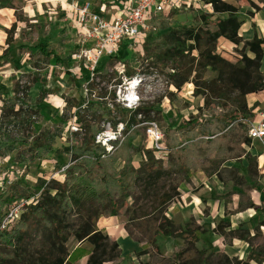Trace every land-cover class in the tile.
<instances>
[{"label": "trees", "instance_id": "obj_1", "mask_svg": "<svg viewBox=\"0 0 264 264\" xmlns=\"http://www.w3.org/2000/svg\"><path fill=\"white\" fill-rule=\"evenodd\" d=\"M202 1L211 7V12L195 15L191 24L174 27L170 21L152 20V26L161 27L163 33L154 38L148 58L163 66L174 88L180 90L185 84H193L194 94L203 99L202 113L198 117L177 126L158 119L169 151L167 161L157 159L151 149H146L145 128L138 127L142 122L138 120L140 115L150 120L153 112H160L153 104L136 111L123 108L115 102L114 91L98 90L94 80L88 84V97H82L79 104L66 100L59 124L30 134L27 131L38 107L36 102L32 103L29 92L35 84L45 85L46 82L34 77L28 83H17L12 94L5 93L0 86V155L10 157L18 147H24L14 159L16 164L25 166L43 161L49 155L68 158L58 166L64 173L63 182L39 179L36 185H29L25 190H15L6 197L0 195V215L15 202L34 199L24 205L19 220L11 228L0 231V264H74L84 257H88L87 264L117 262L121 258L119 244L98 227V222L102 218L118 217L124 208L125 214L130 215L138 207L136 203L128 205L130 198L137 202L151 200L152 207L156 206L161 215L149 242H155L158 236L180 239L187 243V250H191L200 241L203 231L199 226L191 227L188 223L184 229L177 228L165 215L166 208L180 197V186L190 182L195 173L217 174L226 162L243 158L249 167L257 165V158L247 150L252 140L244 121L253 122L256 118L247 97L264 91V38L258 36L254 24L255 36L251 41L239 35L252 13L243 14L224 0ZM260 2L264 4V0ZM222 38L236 46L242 45L238 51L240 60L231 62L218 53V42ZM127 45L125 43L117 57L107 61L123 60V55L129 52ZM34 49L32 68L42 70L50 60L63 66L60 56L47 45L38 44ZM248 53L254 57H249ZM103 60L97 72L102 70L99 76L106 80L110 75L102 69L105 68ZM207 73L212 76L206 78ZM135 75V70L126 69L128 78ZM122 82L119 77L117 84ZM109 97L115 102L111 103L112 108L108 106ZM74 116L80 130L66 131V123ZM107 123L113 131L123 125V141L112 142V153H107L105 147L96 142ZM11 126L19 131H12ZM63 135L68 144L56 148V140ZM136 155L142 159L138 168L133 164ZM252 208L264 215V203ZM172 212L178 210L174 208ZM147 216L148 213L142 211L141 217ZM224 222L217 226L220 234H224L221 226ZM71 238L79 243L89 242L92 250L77 247L70 253L67 243ZM239 239L248 242L245 236ZM143 254L146 249L139 256ZM201 257L200 254L183 264H201ZM236 262L223 255L217 264Z\"/></svg>", "mask_w": 264, "mask_h": 264}, {"label": "rangeland", "instance_id": "obj_2", "mask_svg": "<svg viewBox=\"0 0 264 264\" xmlns=\"http://www.w3.org/2000/svg\"><path fill=\"white\" fill-rule=\"evenodd\" d=\"M121 1L0 0V86L5 93L12 94L17 83H28L34 77L46 82L45 85L35 84L29 92L32 103H37L38 112L33 115V119H31L33 123L27 133L37 134L53 124H59L66 100L79 104L82 97L86 96L85 86L89 77L77 76V64L72 59V55L76 51L74 43L76 33L73 28L76 20L74 7L90 2L94 9H98L102 3H105L110 10L122 5ZM224 1L238 7L243 14L252 13V17L249 18L254 17V12L244 13L242 0ZM209 9H211L209 5H205L202 0H199L193 2L191 7L183 6L168 16L163 15L154 19L159 23L170 21L174 27L184 26L191 24L195 15L210 12ZM250 10L258 11L259 7L251 4ZM254 25L256 26V24ZM162 33L161 27H153L151 21L149 30L144 31L145 35L140 39V45L125 53L123 60L107 61L106 58L103 60L105 68L102 69H105L110 76L106 80L103 79L99 76L102 73L100 70L95 81L98 83V90L105 88L108 92L114 91L118 100L120 93L124 95L127 92L124 82L127 77L126 69L135 70L136 75L139 74L144 78L143 84L138 89L141 95L140 107L146 104L155 105L160 109V112L151 114L154 121L159 124L158 119H162L166 123H175L177 126L202 113L203 99L194 94L193 84H185L180 90L174 88L170 84L163 66L152 63L148 58L154 38ZM10 41L12 42L9 43ZM38 44L47 45L49 50L60 56L63 66H57L53 60H50L49 65L42 70L32 68L31 54L35 52L34 47ZM241 49L242 45L231 49L232 62L240 60L238 51ZM84 72L81 73L84 74ZM115 74L117 76H114ZM211 76L210 73H207L206 78ZM119 77L123 80L121 85L117 84ZM108 102L113 104V98L109 97ZM115 102L125 108L121 103ZM1 108L2 102L0 101V114ZM143 119L138 117L139 121ZM70 123L71 121L66 123V131L67 129L72 131L69 128ZM10 129L14 132L19 131L13 126ZM136 143H139V140ZM67 144L66 136L63 135L56 140L55 147L61 148ZM144 146L146 149L149 147L147 137ZM23 149L24 147H18L10 157L3 158L0 155V173L4 175V179H7L8 176L12 178L11 183H8L4 189H0L1 196L6 197L14 193L15 190H25L29 185H36L39 179L64 181V173L58 166L66 163L67 157L49 155L43 161L27 166L16 164V156ZM247 150L257 157V165L252 164L249 167L246 159L226 162L217 173L218 175L215 174L211 179L208 180L207 174L198 172L195 173V178L193 177L194 182L187 189L180 187L187 199V204L195 205L196 198L201 200L197 206L195 205L198 218L195 220L188 218L187 220L191 227L198 226L199 224L197 225L196 222L201 221V227L200 225L199 227L203 231L198 246L195 244L191 250H187V243L183 242H179L181 247L171 240L160 246L156 240L152 243L149 242L155 235L161 215L157 212L156 206L152 207L151 200L139 202L135 198L128 200L129 206L136 203L138 207L134 208L130 215L125 214L126 208H124L118 217L125 220L126 228L129 231L134 228L144 231V236L140 239L141 242H147L149 248L146 250L147 253L149 252V256L145 258L146 263L144 264H183L197 258L200 254L202 255L201 261L203 260L201 264H217L223 255L228 256L231 260H237L236 264L242 262L264 263V215L252 208V205L261 206L264 203V157L261 158V162L259 160L264 154V140H252V144ZM141 160L140 155L134 157L135 167L140 166ZM5 182L8 181L5 180ZM140 206L143 207L142 210H140ZM176 207L179 210L185 208V203L181 198L167 206L165 215L174 216L172 210ZM142 211H146L148 216L141 217ZM179 217V215L175 216L176 222L179 223L178 226H175L184 229L188 223H185L186 220L181 222ZM221 221H225L221 224L224 234H220L217 230ZM239 236H245L248 242L240 240ZM168 249L170 252L167 254ZM208 257L211 258L207 260Z\"/></svg>", "mask_w": 264, "mask_h": 264}, {"label": "built area", "instance_id": "obj_3", "mask_svg": "<svg viewBox=\"0 0 264 264\" xmlns=\"http://www.w3.org/2000/svg\"><path fill=\"white\" fill-rule=\"evenodd\" d=\"M197 1L199 0H122L120 2L122 5L110 10L105 3H102L98 9H94L90 2L76 5L74 7L76 20L73 27L76 33V51L72 59L77 64V76L83 77L84 74L81 72L85 71L84 73L89 77L85 86V98L89 95L88 84L95 80L98 67L103 59L117 57L125 43H128V50H133L140 45V39L145 35L144 31L149 30V23L152 19L163 15L168 16L183 6L191 7L193 2ZM124 82L127 92L124 95L120 93L119 99L116 98L115 101L128 110L136 111L141 108V95L138 89L143 84L144 78L137 74L133 78L125 77ZM91 97H95V92ZM254 113L257 118L253 122L244 121V124L248 126V137L253 141H263L264 110H255ZM139 117L144 118L141 115ZM144 119L141 120L139 126L145 128L149 143L148 149L154 152L157 159L166 161L169 151L163 131L156 121ZM69 121H71L69 124L71 132H78L80 125L76 117H72ZM122 131V124L119 125L117 131H113L110 123L104 124L103 131L96 137V142L105 147L107 153H112V142L123 141ZM8 178V180L4 179V175L0 173V189H4L8 183L12 182V178L9 176ZM32 201L22 200L4 208L0 215V231L11 228L19 220L24 205Z\"/></svg>", "mask_w": 264, "mask_h": 264}, {"label": "crops", "instance_id": "obj_4", "mask_svg": "<svg viewBox=\"0 0 264 264\" xmlns=\"http://www.w3.org/2000/svg\"><path fill=\"white\" fill-rule=\"evenodd\" d=\"M242 1H243L242 8H243L244 13L254 12V17L247 19V22L241 27L239 35L245 41H251L255 36V30L252 27V25L254 23V24H256V32H257L258 36L260 38H264V4L261 3L259 0H242ZM252 3L259 7L258 11H251L250 10ZM209 11L211 12V9H209ZM74 43H75V41H74ZM75 45H76V43H75ZM237 47L238 46H236L235 44H233V43L222 38L218 42V53L224 59L232 62V58L230 56V51H231V49H236ZM263 50H264V46H263ZM248 55L251 58L254 57L253 54H251V53H248ZM262 71L264 72V60H263ZM247 100H248L249 107L253 109V113L255 112V110H264V91L249 95L247 97ZM251 106H253V107H251ZM254 114H255V117L257 118L256 113H254ZM251 156L256 157L252 154H251ZM262 157H264V154L261 155V157L259 159L260 162H261ZM263 163H264V160H263ZM199 173H203V172H199ZM194 175H193V177H194ZM214 175L215 174H212L210 176L207 175L208 180L211 179ZM193 177L191 178L190 182H185L180 187L187 189L188 186L194 182L195 177L194 178ZM181 188H179V192L182 195H180L179 198H181V200H183V202L185 203V208H182L181 210H179L178 207H176L178 212L177 213L172 212V214H174V216H172V217L167 216L170 220L173 221L174 225H176V226H178L179 223L176 222L175 216L179 215L181 222H183V220L184 221L186 220L185 223L186 222L188 223V221H187L188 218H192L194 220L196 218H198L197 211H196L195 207L197 206V203L199 204L201 202L200 198H196L195 199L197 202V203H195L196 206L191 205L190 203L187 204L188 203L187 199H186L184 193H182L183 190ZM124 221L125 220L123 218L113 217V218H107V219L102 218L98 222V227L100 229H104L107 232V234L109 235V237L111 238V240H113L119 244V247L121 250V258L117 262H108L106 264H139L140 262L146 263L145 258H147L149 256V252L148 253L146 252V254L139 256V254L144 249L147 250V248H148L147 247L148 243L147 242L146 243L141 242L142 240L140 239L144 236V231H142L140 228H134L131 231H129V229L126 228V224ZM196 223H197V225L199 224L201 227V221L198 220ZM157 226H158V224H157ZM201 237H202V235H201ZM155 240L159 246L162 243H168L169 240L174 242V244H176L178 247L182 246L181 245L182 242L185 243L183 240H180V239L165 238L163 236L162 237L161 236L156 237ZM128 242H130V243L128 244V247L125 248L126 244ZM179 242H181V243H179ZM198 244H199V242L196 243V246H198ZM77 247H81V248L86 249V250H92V248H93L89 242L79 243L74 238H71L67 243V248H68L69 252L70 253L73 252L75 250V248H77ZM168 252H170L169 249L167 251V254H168ZM87 262H88V257H85V258H82L80 261H78L77 263H74V264H87Z\"/></svg>", "mask_w": 264, "mask_h": 264}, {"label": "bare ground", "instance_id": "obj_5", "mask_svg": "<svg viewBox=\"0 0 264 264\" xmlns=\"http://www.w3.org/2000/svg\"><path fill=\"white\" fill-rule=\"evenodd\" d=\"M134 89V87H132Z\"/></svg>", "mask_w": 264, "mask_h": 264}]
</instances>
